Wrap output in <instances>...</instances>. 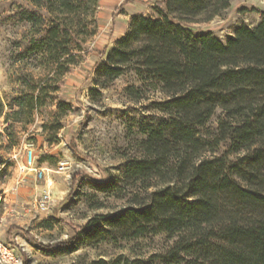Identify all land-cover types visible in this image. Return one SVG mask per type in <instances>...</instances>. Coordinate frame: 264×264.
<instances>
[{
    "label": "trees",
    "instance_id": "trees-1",
    "mask_svg": "<svg viewBox=\"0 0 264 264\" xmlns=\"http://www.w3.org/2000/svg\"><path fill=\"white\" fill-rule=\"evenodd\" d=\"M35 2L52 15L32 48L56 62L68 55L70 63L72 47L84 39L63 15L83 2L94 9L97 0ZM228 6L229 0L158 1L155 16L132 15L124 35L104 48L96 83L105 86L132 68L141 83L127 87L128 96L160 93L154 104L163 117L144 125L140 156L125 164L118 189L128 188L126 204L90 220L106 229L88 240L164 231L176 236L168 251L174 264H264V20L237 26L225 41L189 28ZM216 110V128L203 130ZM222 143L227 149L216 154ZM70 247L63 241L44 250Z\"/></svg>",
    "mask_w": 264,
    "mask_h": 264
},
{
    "label": "rangeland",
    "instance_id": "rangeland-1",
    "mask_svg": "<svg viewBox=\"0 0 264 264\" xmlns=\"http://www.w3.org/2000/svg\"><path fill=\"white\" fill-rule=\"evenodd\" d=\"M35 1L0 0V242L16 264H174L168 251L176 236L164 231L87 239L106 229L90 220L126 204L128 188L118 189L125 164L140 156V131L163 117L154 102L164 98L148 90L130 98L126 88L141 83L132 68L105 86L96 83L94 68L104 61V48L121 38L119 22L155 16L161 0H97L94 9L83 2L77 13L63 15L84 39L72 47L70 63L68 55L56 62L32 48L51 14ZM263 20L264 0H229L219 15L189 28L225 41L237 26ZM220 115L216 110L203 130L213 131ZM30 147L41 175L23 167ZM226 149L222 143L216 154ZM63 241L72 247L44 250Z\"/></svg>",
    "mask_w": 264,
    "mask_h": 264
},
{
    "label": "built area",
    "instance_id": "built-area-1",
    "mask_svg": "<svg viewBox=\"0 0 264 264\" xmlns=\"http://www.w3.org/2000/svg\"><path fill=\"white\" fill-rule=\"evenodd\" d=\"M34 162V154H33V150L32 148H28L26 153H25V161H24V168L28 169L29 171H34L36 172V175H41L42 174V170L39 168H34L33 165ZM59 168L62 170L64 169V165L61 163ZM47 194H44L42 196V198L39 201V206L41 208H45L46 207V202H47ZM0 261L9 263V264H16L18 262L17 257H15L11 251L4 246L1 242H0Z\"/></svg>",
    "mask_w": 264,
    "mask_h": 264
},
{
    "label": "crops",
    "instance_id": "crops-1",
    "mask_svg": "<svg viewBox=\"0 0 264 264\" xmlns=\"http://www.w3.org/2000/svg\"><path fill=\"white\" fill-rule=\"evenodd\" d=\"M119 24H120L119 25L120 26V29L118 30V33H119V36L122 37L124 35L127 27H128L129 22H128V20L127 21H122V22L120 21ZM114 26L117 27L118 25L117 24H114Z\"/></svg>",
    "mask_w": 264,
    "mask_h": 264
}]
</instances>
